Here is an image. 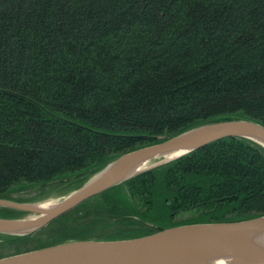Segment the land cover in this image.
I'll list each match as a JSON object with an SVG mask.
<instances>
[{
	"label": "trees",
	"instance_id": "obj_1",
	"mask_svg": "<svg viewBox=\"0 0 264 264\" xmlns=\"http://www.w3.org/2000/svg\"><path fill=\"white\" fill-rule=\"evenodd\" d=\"M235 119L264 126V0H0V199L78 188L125 152ZM262 215L264 147L225 137L0 234V258Z\"/></svg>",
	"mask_w": 264,
	"mask_h": 264
},
{
	"label": "water",
	"instance_id": "obj_2",
	"mask_svg": "<svg viewBox=\"0 0 264 264\" xmlns=\"http://www.w3.org/2000/svg\"><path fill=\"white\" fill-rule=\"evenodd\" d=\"M225 137L249 139L264 147V126L251 120H223L201 124L166 140L135 148L115 158L46 212L34 209L40 202L0 199V208L34 215L26 219L0 218V234L16 236L37 231L93 195ZM180 151L183 152L179 156L164 159ZM140 159H158V162L123 177L127 167ZM263 232L264 215L239 222L183 224L139 238L61 242L6 255L0 258V264H209L207 258L218 256L230 258L229 264H264V258H256L247 246L248 239Z\"/></svg>",
	"mask_w": 264,
	"mask_h": 264
},
{
	"label": "rangeland",
	"instance_id": "obj_3",
	"mask_svg": "<svg viewBox=\"0 0 264 264\" xmlns=\"http://www.w3.org/2000/svg\"><path fill=\"white\" fill-rule=\"evenodd\" d=\"M149 145V144H148ZM159 159V158H158ZM158 159H151L150 161L148 160V164L147 166L149 165H152V164H155L158 162ZM146 166V167H147ZM145 167V168H146ZM93 176V175H92ZM90 179V178H89ZM88 179V180H89ZM67 179L63 180V182H59L58 181V184L56 183H53V187H51L52 185H45V186H36L34 188H30L29 190L25 191V192H22V193H16L17 196H20V197H25V196H34L36 195L37 193H40L41 191L45 190L46 193H44L42 196V199H36L40 196H36V201H34L33 203H37V202H40L39 204H48L50 203L51 205L52 204H56L59 200H61V198L65 197L67 194H69L71 191L77 189V188H72L71 186H73L74 183H77V180L79 179H69L66 183ZM55 184V185H54ZM79 188V187H78ZM34 215L30 214V213H23V215H19V217L17 218H25L26 217H33ZM191 217L189 215V213H183V215H180L178 218V220H183V219H186V218H189ZM16 218V217H15ZM8 235V234H7ZM5 248V249H4ZM10 248H8L7 246L6 247H0V252H2L1 254L5 253V252H8ZM0 254V256H1Z\"/></svg>",
	"mask_w": 264,
	"mask_h": 264
},
{
	"label": "bare ground",
	"instance_id": "obj_4",
	"mask_svg": "<svg viewBox=\"0 0 264 264\" xmlns=\"http://www.w3.org/2000/svg\"><path fill=\"white\" fill-rule=\"evenodd\" d=\"M183 151L180 152H176V153H172L169 154V156H166L164 159L165 160H169L170 158H174L176 156H179ZM151 159H149L150 161ZM148 164V160L147 161H143V160H136L135 163L129 165L127 167V169L124 172L123 177H125L126 175L132 174L134 172H136L137 170H141L143 168H145ZM52 205L50 203L46 204H37V206H33L34 209H38L41 211L46 212ZM247 246L252 250V254L259 259H263L264 258V232L263 233H259L256 234L254 236H252V238L247 240ZM231 259L227 258L225 256H218V257H209L206 259V262L209 264H229V261Z\"/></svg>",
	"mask_w": 264,
	"mask_h": 264
}]
</instances>
